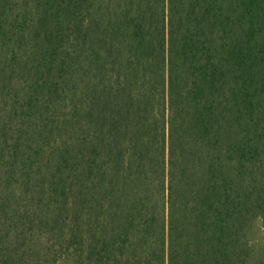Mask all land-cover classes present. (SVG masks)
<instances>
[{
    "label": "trees",
    "instance_id": "1",
    "mask_svg": "<svg viewBox=\"0 0 264 264\" xmlns=\"http://www.w3.org/2000/svg\"><path fill=\"white\" fill-rule=\"evenodd\" d=\"M0 264H264V0H0Z\"/></svg>",
    "mask_w": 264,
    "mask_h": 264
},
{
    "label": "rangeland",
    "instance_id": "2",
    "mask_svg": "<svg viewBox=\"0 0 264 264\" xmlns=\"http://www.w3.org/2000/svg\"><path fill=\"white\" fill-rule=\"evenodd\" d=\"M262 241H263L262 226L260 222H257L255 225L254 231L252 232V243L254 245L256 253L260 251Z\"/></svg>",
    "mask_w": 264,
    "mask_h": 264
}]
</instances>
